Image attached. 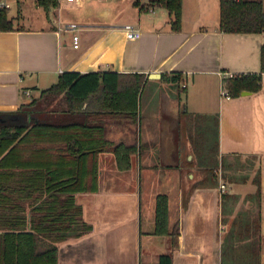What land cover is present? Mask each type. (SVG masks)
<instances>
[{
	"label": "crops",
	"instance_id": "0c3cea01",
	"mask_svg": "<svg viewBox=\"0 0 264 264\" xmlns=\"http://www.w3.org/2000/svg\"><path fill=\"white\" fill-rule=\"evenodd\" d=\"M134 1L60 0L48 25L14 22L12 29H1L0 111L30 103L64 71H116L121 80L143 74L137 120L103 118L109 140L137 137L131 166L120 169L113 151L98 154L97 190L76 196L91 229L58 242L59 264H159V255L170 251L173 264H222L224 239H238L237 253L245 252L242 244L255 236L258 218L264 240V31L222 30L220 0H183L180 29L171 27L165 7ZM71 22L79 28H64ZM127 24L141 36L128 38ZM155 72L160 75H150ZM165 72L180 73L183 81L177 86L162 79ZM230 73H261L260 86L225 96L221 90ZM104 101L97 99L94 109ZM62 104L46 114L47 122L69 118ZM44 137V152L42 137L30 138V156L46 154L50 162L59 155L50 135ZM159 193L169 195L171 226L180 223L176 246L171 235L153 233Z\"/></svg>",
	"mask_w": 264,
	"mask_h": 264
},
{
	"label": "trees",
	"instance_id": "16d2710c",
	"mask_svg": "<svg viewBox=\"0 0 264 264\" xmlns=\"http://www.w3.org/2000/svg\"><path fill=\"white\" fill-rule=\"evenodd\" d=\"M134 3L141 5L142 0ZM149 3L165 7L171 27L181 28L183 0H150ZM58 4L59 0L39 3L46 10ZM14 20L8 12L2 13L1 29H12ZM220 26L227 32H263L264 0H220ZM261 56L264 71V43ZM127 76L121 80V73L116 71H64L56 83L43 89L30 103L17 111H0V120L5 119L0 122V178L3 176L0 179V264H59L58 242L91 229L83 219V206L76 196L97 190L98 154L113 151L118 167L125 170L131 166V155L138 150L136 136L113 142L106 137L103 125L106 115L137 120L144 75ZM170 78L177 86L183 81L180 73L162 74V79ZM260 82L261 73L235 74L226 78L225 87L230 96H237L242 90H257ZM100 97L105 101L96 110L94 102ZM62 102L68 105L65 111L70 112L69 118L47 122L46 114L52 108H62ZM85 103L88 106L83 110ZM15 116L22 122L13 123ZM36 117L40 119L36 121ZM46 134L53 140L52 152L59 155L50 162L46 161V154L39 158L30 156V138L42 137L39 149L44 152L48 149L44 143ZM88 156L92 157L91 168L87 166ZM66 166L67 173L61 172ZM255 180L259 196V177ZM169 214V195L157 194L153 233L171 235L176 246L174 240L180 232V223L171 226ZM255 225V236L242 244L245 252L241 254L237 253L238 239L230 236L224 239L222 264H261L259 218ZM159 264H173L172 252L161 253Z\"/></svg>",
	"mask_w": 264,
	"mask_h": 264
},
{
	"label": "rangeland",
	"instance_id": "374dc122",
	"mask_svg": "<svg viewBox=\"0 0 264 264\" xmlns=\"http://www.w3.org/2000/svg\"><path fill=\"white\" fill-rule=\"evenodd\" d=\"M11 14L15 17L14 20L15 24L21 23L24 24L25 27H30V28L39 27L42 25H48L50 22H53V20L55 19L54 8H51L47 11L41 5H37L36 0H21L20 6L14 5L11 8ZM48 14L50 15L49 17H47ZM137 127L136 129L138 131ZM146 190H147L146 185L145 182L143 181L142 194H143L144 209L148 194V190L147 191Z\"/></svg>",
	"mask_w": 264,
	"mask_h": 264
},
{
	"label": "built area",
	"instance_id": "2783aa9c",
	"mask_svg": "<svg viewBox=\"0 0 264 264\" xmlns=\"http://www.w3.org/2000/svg\"><path fill=\"white\" fill-rule=\"evenodd\" d=\"M60 1V0H59ZM76 2H78L79 0H74ZM37 5H39L40 0H36ZM21 4V0H0V16L2 15V13L4 12H8L9 16L14 17L11 14V8L14 5L20 6ZM149 9L152 10V6H149ZM18 15V14H17ZM64 28L69 29V30H76L79 28V24L76 22H71L66 24V26H64ZM125 31H126V35L128 38L130 39H137L141 36V31L136 28L135 26L131 25V24H127L125 26ZM0 30H1V21H0ZM73 41H74V46L77 47L79 45V35L78 34H74L73 35ZM223 75V72H221ZM231 76H233V73H230ZM225 79V78H223ZM186 84L184 83L183 86H185ZM221 93L224 94L225 96H230L229 90L225 87L224 83H223V87L221 90ZM221 189L225 190L226 189V185L225 183H221Z\"/></svg>",
	"mask_w": 264,
	"mask_h": 264
},
{
	"label": "water",
	"instance_id": "95a60500",
	"mask_svg": "<svg viewBox=\"0 0 264 264\" xmlns=\"http://www.w3.org/2000/svg\"><path fill=\"white\" fill-rule=\"evenodd\" d=\"M157 75V74H159L160 75V73H151L150 75L151 76H153V75ZM249 91H244V93H248ZM14 119H18L19 120V117L18 116H15L14 117ZM3 120H5V119H1V121H3ZM262 248H263V264H264V240L262 239Z\"/></svg>",
	"mask_w": 264,
	"mask_h": 264
}]
</instances>
